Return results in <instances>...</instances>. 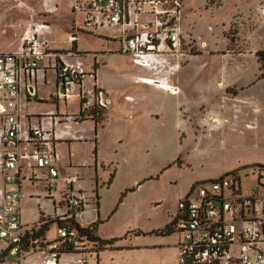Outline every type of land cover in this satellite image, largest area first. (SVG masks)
<instances>
[{"label":"rangeland","instance_id":"rangeland-1","mask_svg":"<svg viewBox=\"0 0 264 264\" xmlns=\"http://www.w3.org/2000/svg\"><path fill=\"white\" fill-rule=\"evenodd\" d=\"M256 1L185 0L180 32L184 49L192 53L183 55V69L172 77V82L183 90L176 99L135 82L142 72L128 55L118 51L117 42H106L102 36L116 37L112 27L98 30L85 25L89 31H82L73 24L71 28L72 22L83 18L70 11L71 0H56L54 13L47 12L45 0H0V52L15 51L20 45L19 32L43 19L52 25L51 32L45 34L52 48L69 49V34L81 30L79 48L86 53V70L93 69L91 60L95 54L98 78L112 100L107 122L98 129L97 143L92 139L75 143L71 148L72 168L62 171L79 177L74 190L82 191L84 207L76 212V219L97 205L96 158L99 189H103L101 205L112 206V210L119 206L109 221L114 234L121 232L122 224L148 228L147 213L156 219L155 225L165 226L169 214L178 212V201L195 184L224 175L231 177L232 172L240 177L245 193L256 186L260 175L264 182V66L256 56L257 51H264V14L259 5L264 0ZM249 12L251 16L247 15ZM42 65L40 60L39 66ZM55 77L54 71H48L47 83H39L43 99L31 101L27 114L39 116L57 110L53 101H47L49 93L55 92ZM145 78L160 82L158 77ZM85 84L91 85L90 76ZM128 95L136 102H128ZM76 112L77 99H70L67 106L61 102L59 113L70 116L66 122L57 123L55 130L62 133L67 125H75L70 119ZM88 121L78 129L91 137L94 122ZM45 138L51 141L53 134L50 132ZM58 150L60 157L54 163L65 170L70 167L68 149L61 144ZM24 187L25 222L39 223L41 214L46 219L68 215L63 186L49 190L46 184L36 181L33 186L25 183ZM54 228L50 224L49 238L54 236ZM174 233L172 241L183 242V235L177 230ZM37 256L33 254L21 264H36L32 258ZM149 261L179 264L178 250L168 247L143 252L139 263Z\"/></svg>","mask_w":264,"mask_h":264},{"label":"built area","instance_id":"built-area-1","mask_svg":"<svg viewBox=\"0 0 264 264\" xmlns=\"http://www.w3.org/2000/svg\"><path fill=\"white\" fill-rule=\"evenodd\" d=\"M74 1V10L86 15L88 25L112 27L120 52L156 75L173 73L181 67L171 63L169 57L192 53L184 49L180 32L184 0ZM44 28L43 24L30 27L17 52L0 53V261L9 259L20 264L39 254L43 256L42 264H60L62 254L80 253L77 264H85V255L95 244L74 226L76 212L84 207L82 192L74 190L79 177L60 175L54 164L55 140L45 138L63 116L59 110L49 111L35 116L37 123L32 124L33 116L26 110L38 98L26 79L40 69L39 61L46 59L45 69L56 76L55 92L50 98L56 103L76 98V120L105 117L110 101L108 92L95 80L86 86L88 73L80 60H66L74 50L62 53L50 49L42 39ZM69 41L74 43L76 36L71 35ZM156 83L153 86L179 92L167 81ZM230 176L195 184L190 194L178 202L174 227L183 235V242L178 244L179 264H218L231 258L240 264H264L262 175L247 193L240 177L234 172ZM36 181L46 184L49 190L56 189L59 183L63 185L68 215L55 218L52 238L47 237V230L42 232L48 220L31 226L22 223L23 184ZM237 221L245 224L237 229Z\"/></svg>","mask_w":264,"mask_h":264},{"label":"crops","instance_id":"crops-1","mask_svg":"<svg viewBox=\"0 0 264 264\" xmlns=\"http://www.w3.org/2000/svg\"><path fill=\"white\" fill-rule=\"evenodd\" d=\"M258 1H256V2H258ZM45 2L47 3V12L54 13L56 11V9H57V5L55 4L56 0H45ZM184 3H185V0H184ZM184 3H183V6H184ZM220 4H221V2H220ZM259 5H261L260 10L264 14V4H263V2H260ZM215 6L219 7L220 5H218V6L215 5ZM74 7H75V1L71 0V2H70V11L73 14L82 16L83 18H82V21H79L78 23H76L75 21L72 22L71 28H72L73 24H75V25L77 24L76 26H78L82 31L83 30L89 31L86 28V26H89L88 25V21L86 20V15L84 13L75 11ZM182 10H183V8H182ZM249 13L250 14H247V15L251 16V12H249ZM240 15H244V14H240ZM180 17L182 18V11H181ZM232 19H234V18H232ZM37 24L45 25V28H44V30L42 32V39L48 41L47 38L45 37V34L51 32L52 25H51V22L49 20L43 19L42 22H37V23L30 24L26 28L24 27L19 32V42H20V45L18 47L19 49L21 47L22 37H23L24 33L30 27H32L34 25H37ZM82 24H84V27H83ZM98 28L101 29L103 27H97L96 29H98ZM106 29H109V28L106 27ZM80 31L77 34L76 33L75 34H71L70 31H69V33H70L69 37L71 35H75L76 36V41L74 43H71L69 41V43L71 44V47L69 49H67V48H52V47H50V49L52 51H54V52H62V53H70V52H72V50H74L72 55L66 56V60H68V61L80 60L83 63L84 68L86 70V64L83 61L86 53L83 52V50H81L79 48V37L81 36ZM114 32H115V30H114ZM97 33H98V35L101 34L99 32H97ZM115 34H117V33L115 32ZM238 35H239V32H238ZM102 36H104V38L106 37L105 38L106 42L115 41V42L118 43V46H119V42L117 41L116 37H113V39H111L106 34H104V35L102 34ZM231 43H233V40L230 41V44ZM16 50L15 51H10V52H0V53H13V52H17L18 51V50L17 51ZM118 51L120 52V47H118ZM115 52L117 53V51H115ZM259 52H262V51H257L256 52V56L257 57H258V53ZM187 54H188L187 52H184L181 55H175V56L169 57V60L171 61V63H178L181 66L177 71H175L173 73H162V74L156 75L152 71H150L148 69H145V68H142V67H139V66L136 65L139 68L140 72H142L144 74H142V73L138 74L135 77V82L136 83H137V81L142 82L140 79L145 78V77H158V80H160V82L161 81H167V82L172 83V84L177 86V84L172 82V77L176 76V74L179 73L183 69V64H181L182 63L181 61H183L182 60L183 55H187ZM93 56L94 57L91 60L93 69L91 71H88V70H86V71L88 73V76L91 77V85H92L93 81L95 80L98 85L103 87L101 85V83H102L101 82V78H98L99 64L97 63V57L95 56V54H93ZM41 61L43 62L42 67H40L41 70L39 69L33 75L28 76L26 80H27V83H28L27 85L28 86L29 85L34 86L35 91L37 93V98L41 99V101H42L43 97L39 95V92H40L39 91V83L42 82V81H43V84L47 83V73L50 70L45 69L46 64H47V60L43 58V60H41ZM258 61H259V59H258ZM145 74H149L151 76H146ZM220 83H221V87H224L222 82H219L218 85ZM138 84H140V83H138ZM143 84H141V85L146 87V88H150L153 91L163 92V93L169 94V95L173 96L176 99H178L179 96H181L182 93H183V90L181 88H179V92L178 93L174 94V93L170 92L169 90H165L164 88H161V87H158V86H153L151 84L150 85H147V84L143 85ZM91 85H89V86L87 85V87H90ZM52 93H53V91L49 93V96L47 97L48 98L47 101L48 100L52 101L50 99ZM108 98H109L110 104H109V107H108V109L106 111L105 119L101 123H99L98 125H96L95 121H93L92 119H87V120H83V121L76 120L74 118V116L77 114V112H76L74 115H72V117L70 119V122H73L75 125H67L66 128L62 129V133L59 130H57V128L55 130V127L53 128V130H51V132L53 134V139L55 140V150H56V153H57V160L60 157L59 156L60 153H59V150H58L59 146H61V144L65 145L67 147V149H68L70 167H65V170H62L61 167H58V165L56 166L57 163L56 164L54 163L55 166L59 169L60 175H62V176H71V175H68V174H64L62 171H64L66 173V170L69 171V169L72 168V166H71L72 165L71 164V159H72L71 148L73 147V145L75 143L76 144L83 143V142L87 141L88 139H92V140H94L97 143V137L96 136H97V133L99 131L98 129H99V127H102L103 124H105L107 122L108 115H109V113L111 111V107L110 106H111L112 100L110 98L109 93H108ZM130 98H132L133 101H129ZM38 99H37V101H39ZM125 99L128 102H130V103H134L137 100L136 98H134L131 95L126 96ZM54 103H55L56 109L59 110V104L60 103H56V102H54ZM62 103L65 106H67L68 101L67 102H62ZM78 105H79V102L77 100V107H78ZM61 115L63 116L62 122H66L68 120V117L70 116L69 113H62ZM33 117H35V116H33ZM88 120H91V121L94 122V124H93L94 125V134H92L91 137L87 136L84 133L85 130L78 129L80 126L85 125L86 122H89ZM31 122H32V124H35V123H37V120H34V121L31 120ZM56 144H58V145H56ZM155 146L156 145L154 144V146H152V147L155 148ZM96 150H97V145L95 147V151ZM96 159H97V161L95 160L94 173H95V176H96L95 179H96V184H97V187H96L97 188L96 189V199H98V201L95 202V203H97V205L96 206L95 205L91 206L92 207L91 210L84 211L79 216L78 219H76V216H75V222H76L77 225H79L81 227H88V226H91V225L99 222L96 235L102 240H113V243L111 245H107L105 247H100L98 242H94L95 245H93L91 250L89 251V253H87L85 255V259H86V263L85 264H140L139 262H140V258H143V252H147V251L157 252V251H160V250L168 248V247H174V248H177V250H178L179 242L177 243V240L176 241H172L173 238L175 237V233H172L171 235H159V234L155 233V231H160L166 225H168L171 222L175 221L176 218H177L178 212L169 214V216H168L169 218H168L165 226H157V225H155L156 219L153 218V215L151 213L150 214L147 213L146 215L148 217L147 216L146 217L148 218V221L150 222L148 228H146V229L132 228L130 226H124L122 224L120 226V229H119V231H121V232L118 233V234H114L112 226H111L112 223L109 224V221L111 220V217H112L113 213L119 209V206H115V208L112 210V206L111 207H105L104 205L103 206L101 205L102 194L100 192H103V189H102V187H100V189H99V163H98V158H96ZM36 175H37V177L41 176L40 173H36ZM25 183H28V185H30V186H33L35 184V183L31 184L29 182H24V184ZM24 184H23L22 199H21V218H22V223L24 225L31 226L33 224H38V223H27L23 219L22 201L24 199V196H23V194H24L23 190L25 188ZM58 186H63V185L61 183H59ZM138 187H140V185ZM79 191H81V190H79ZM190 192H189V194H190ZM115 203H116V201H115ZM177 205H178V203H177ZM111 210H112V212H111ZM55 218L53 217V218L46 219L44 217V215L41 214V218H40V222L39 223H42L44 220H48V221L52 222L50 224H53L54 227H55V223H54ZM81 220H83L85 222H81ZM50 224H49V226L47 228L48 229L47 230V237L48 238H49V233H50ZM244 224H245V222H243V221H237V222H235V227L237 229H240ZM255 227H259V225H255ZM54 230H55V228H54ZM44 231H46L45 230V225L43 226V229H42V232H44ZM140 237L142 238V241H140V239H139ZM143 238H148V239H143ZM163 238H169V239L168 240H164ZM232 249L234 250L235 247L232 248ZM42 257H43L42 255H39L37 257H33L32 259H36L37 260L36 262H38V263H36V264H42ZM81 257H82V254H80V253H64L61 256L60 264H77V260L80 259ZM26 261H27V258L23 262L25 263ZM4 262H7V263L9 262L10 263L11 261L9 259L0 261V263H4ZM11 263H13V262H11ZM145 264H161V263L149 261V263H145ZM218 264H240V263H238L236 259L231 258L230 260L229 259L222 260Z\"/></svg>","mask_w":264,"mask_h":264},{"label":"trees","instance_id":"trees-1","mask_svg":"<svg viewBox=\"0 0 264 264\" xmlns=\"http://www.w3.org/2000/svg\"><path fill=\"white\" fill-rule=\"evenodd\" d=\"M258 58H259V61L262 62V65L264 66V52L263 51L258 53ZM104 119H105V117L95 118L92 120L95 121L96 125H98ZM50 223H52V222L48 221L45 224V230H48L47 228H48ZM175 223H176V220L171 222L170 224L166 225L162 230L155 231V233L159 234V235H171L172 233L175 232V227H174ZM98 225H99V222H97L91 226H88V227H81V226L77 225L76 223H74V226L77 228V231L82 236H85L88 240H90L92 242H98L100 247H105L107 245H111L113 243V240H102L96 235ZM32 232L35 233V230L32 229Z\"/></svg>","mask_w":264,"mask_h":264},{"label":"bare ground","instance_id":"bare-ground-1","mask_svg":"<svg viewBox=\"0 0 264 264\" xmlns=\"http://www.w3.org/2000/svg\"><path fill=\"white\" fill-rule=\"evenodd\" d=\"M143 83H145V82H148L149 84H154V83H156L154 80H150V78H142V79H140ZM220 85V84H219Z\"/></svg>","mask_w":264,"mask_h":264}]
</instances>
